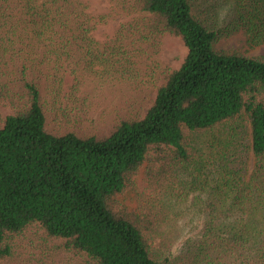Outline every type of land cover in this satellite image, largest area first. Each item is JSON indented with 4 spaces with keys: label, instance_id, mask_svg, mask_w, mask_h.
<instances>
[{
    "label": "trees",
    "instance_id": "16d2710c",
    "mask_svg": "<svg viewBox=\"0 0 264 264\" xmlns=\"http://www.w3.org/2000/svg\"><path fill=\"white\" fill-rule=\"evenodd\" d=\"M105 1L94 17L85 0H0V264L34 227L79 264H264V59L217 50L238 33L264 46V0ZM167 35L188 50L178 70L155 61ZM82 72L136 92L103 136L48 127V101ZM142 168L150 195L128 211Z\"/></svg>",
    "mask_w": 264,
    "mask_h": 264
},
{
    "label": "rangeland",
    "instance_id": "374dc122",
    "mask_svg": "<svg viewBox=\"0 0 264 264\" xmlns=\"http://www.w3.org/2000/svg\"><path fill=\"white\" fill-rule=\"evenodd\" d=\"M89 6V12L97 15L108 13V4L105 0H85ZM126 18L111 19L108 24H101L94 31L93 36L99 43L103 44L115 35L118 27ZM217 50L226 54H238L249 57L264 59V46L251 47L246 41L243 33H238L231 37L221 40L217 44ZM188 50L182 40L178 37L167 35L163 39L161 52L155 61L159 63L161 69L169 68L178 70L183 65ZM74 77L66 76L64 85V95L69 98L61 102L48 101V127L51 130L74 132L82 136L96 135L103 136L121 118L127 117V108L135 96V90L127 85L119 86L114 84H98L97 80L89 74L82 72L78 75L77 82ZM74 84L77 89H74ZM160 85L158 80L145 86L143 90L147 97L146 105L142 109V115L154 104L157 87ZM1 98V97H0ZM0 99V115L7 116L12 114V106L8 103L3 105ZM127 104V105H126ZM136 116V111L134 115ZM253 164V163H252ZM145 171L142 168L133 183L122 195V205L128 211H139L144 206V201L150 195V188L145 180ZM42 233L38 228H31L25 236L16 242L14 259L2 264H23L30 263L33 256L37 258L47 257V262L55 264H79L78 258L60 250L61 242H46L40 239ZM150 244L155 250L159 249L162 239L157 233L148 235ZM59 246V251L57 247ZM183 245H175L171 254L165 257L172 261L182 253ZM35 264V263H32Z\"/></svg>",
    "mask_w": 264,
    "mask_h": 264
}]
</instances>
